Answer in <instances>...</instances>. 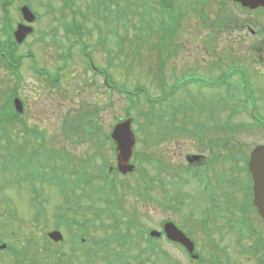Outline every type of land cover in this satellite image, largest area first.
<instances>
[{
  "label": "rangeland",
  "instance_id": "1",
  "mask_svg": "<svg viewBox=\"0 0 264 264\" xmlns=\"http://www.w3.org/2000/svg\"><path fill=\"white\" fill-rule=\"evenodd\" d=\"M23 1L26 0H13L7 7L14 29L22 22L17 9ZM68 4L70 11L63 8L61 0L27 1L26 5L39 19L32 25L33 33L16 50L17 55L23 56L18 68L19 87L0 63V107L6 105L14 111L11 98L15 94L21 101L22 118L27 125V134H19V126L11 125L10 142H0V236L8 243L28 245L29 254L38 261L49 257V264L56 263L59 259H53V249L44 234L62 218V210L54 211L53 207L61 203L68 190L62 191L56 184L50 187L44 184L38 200L44 201L40 212L47 213V217L36 220L32 218L35 207L30 205L32 186L16 178L32 171L31 166L26 172L23 170L28 160H40L49 153L52 157L58 156L61 149L75 157L76 166H81L80 159L90 155H96L95 166L101 161L100 155L105 157V162L113 164L109 144L98 145L94 135L84 131L89 128L91 131L94 121L97 129L108 133L115 121L129 114L134 117L132 130L140 138L135 147L139 156L132 164L141 168L139 174L121 177L132 185V194H128L124 202L130 215L143 227L158 232H161L162 221L174 222L180 232L182 230L187 237L190 235L196 253L206 259L219 261L227 253L234 264H258L263 251L255 254L249 248L258 243V238L264 242V223L250 209L246 211L248 231L229 232L225 215L232 212L233 204L243 201L242 193L238 194L235 189L242 188L238 179L246 174L240 171L244 161L234 154L248 155L253 146L264 145V130L252 128L251 119L240 111L245 97L242 87L253 97L251 103H245V112L264 124V12H247L239 5L235 8L231 0H68ZM222 6L224 23L216 29V18L223 15ZM232 12L242 20L243 26L228 23ZM3 17L0 5V28ZM79 24L82 25L76 29L84 28L81 32L87 37L83 42L92 48L94 64L110 77L109 81L114 82L116 88L121 87L131 94L143 89L155 99L163 93L168 95L174 85L182 84L184 79L202 80L203 84L194 82L183 86L173 98L153 109L139 93L132 97L137 100L131 104L124 94L109 93L103 88L100 76L92 77L91 72L86 71L75 38L65 32L66 27ZM0 40L4 42L5 36L1 34ZM61 56L66 58L61 60ZM232 67L238 68V74L227 79ZM44 78L57 80V84L51 87ZM221 82L223 85L217 87ZM80 114L86 119H80ZM67 116L71 120L70 128L76 127L73 137L87 138V142L79 140L87 144L70 146L64 141L60 129ZM228 121L231 126L226 130L224 126ZM217 123L220 127L214 128ZM178 125L179 134L173 136L168 130H177ZM197 130L202 131L203 143L190 138ZM41 139L43 146L35 158ZM22 143L26 146L19 151ZM208 144L212 145L209 146L212 153L221 155L219 162L211 161L212 165ZM190 155H203L208 163L209 168L196 176L197 182L185 175L179 180L175 176L185 174V159ZM14 163L21 164V172L15 171ZM142 182L157 186L149 192L151 200L147 196L140 199L133 193L142 189ZM35 189L40 186L36 184ZM74 197L79 200V195ZM234 215L239 213L234 212ZM83 219V216L77 218L78 222ZM106 224L111 226V222ZM205 224L209 234L201 230ZM234 227L238 228L239 224L235 223ZM136 231L137 227L131 230L127 242L137 244ZM89 235L97 242L102 232L94 225ZM240 236H243L242 246L238 247ZM210 240L219 244L216 250ZM164 241L162 237L156 243L169 261L156 256L148 264H200ZM61 252L65 254L66 248ZM135 252L128 254L131 260L128 262H132ZM0 257L1 264H13L12 258L4 254ZM104 257L105 252L101 250V263ZM106 257L115 260L117 255L107 254Z\"/></svg>",
  "mask_w": 264,
  "mask_h": 264
},
{
  "label": "trees",
  "instance_id": "2",
  "mask_svg": "<svg viewBox=\"0 0 264 264\" xmlns=\"http://www.w3.org/2000/svg\"><path fill=\"white\" fill-rule=\"evenodd\" d=\"M27 1H23L22 5H26ZM64 1V0H61ZM13 2V0H0V5L3 8L4 11V20H3V27L0 28V35H4L5 36V41L2 42L0 41V60L5 64V67L7 70H12L14 71V73H12L11 71V75L15 78L16 80V86H18L20 83V79L17 77V73H18V66L21 64V59L23 56L17 55L16 50L18 48V46L14 43L12 35H11V19L9 18L8 15V6ZM218 2V1H217ZM68 0H65V6L68 9H71L69 4L67 5ZM2 4L4 6H2ZM233 6L235 8H237V5L232 3ZM244 10V9H243ZM222 11H223V15L222 17L217 16L216 18V29L219 27H221L224 23L223 20V16L225 13V8L222 6ZM263 12V11H260ZM230 16V21H228V23H234L235 26H243V22L242 20L238 18L237 14H235L234 12H232V14H229ZM70 29V31L68 30ZM68 35L73 36V34L71 33V28L66 27V31H65ZM159 32V31H158ZM160 34V33H159ZM75 37V36H73ZM75 44L79 45L80 43L75 42ZM236 67H232V69L230 70L231 75H236L237 71ZM231 75L229 77H231ZM227 76V79L229 78ZM18 78V79H17ZM110 78V77H109ZM109 80V79H108ZM107 80L108 85H110L114 90L116 89L120 94H125L128 95L125 91L121 90L120 88H115V83L114 82H110ZM222 83V82H221ZM223 85V83H222ZM221 85V86H222ZM144 88V87H141ZM145 89V88H144ZM146 90V89H145ZM245 90V89H244ZM174 92L172 91L171 93H169L168 95H165L163 93L162 97L159 98H155L154 100L148 95V92L145 93V91L143 89H140L138 92H136L135 94H130L131 97H135L137 95V93H139V95L143 96V98L147 99V103L151 106L154 107L153 105H162L164 103V100L166 98H173L174 96ZM246 94V91H245ZM16 95L13 94L12 98L13 99ZM128 98V97H127ZM253 97L250 96V98H246L248 100L245 101V103H251V101H253L252 99ZM244 103V105H245ZM243 108L240 110L241 112L243 111V113L245 112V108ZM129 114H126L125 117H129ZM80 119L85 120L86 116H84L83 114H80ZM252 117V116H251ZM19 116L15 114V112L10 109L8 106L3 105L2 107H0V142L1 141H8V143L10 142L9 139V131H11V128H9L11 125H18L19 126V134H21L22 132L27 134L26 131V124L24 119L19 121ZM88 119V118H87ZM253 119V118H252ZM86 123V122H85ZM95 127H93L91 125V131L90 128L85 132V134H89L88 135H92L95 132V130L97 129V125L96 122H94ZM71 120L69 119V117L67 116L65 121H64V125H63V135L66 139V136L69 138L71 135H73V129L76 127H71ZM224 125V124H223ZM76 126V125H75ZM220 126V124H216L215 127ZM231 123L228 121L225 124V128L227 130V127H230ZM251 127L255 128V129H259L264 127V124L261 122H258L257 119H253V122H251ZM96 128V129H94ZM181 127H179L180 129ZM87 129V128H86ZM85 130V129H84ZM160 133L162 134V129L159 130ZM169 133H172V135H174L176 133V130L174 131L173 129H169L168 130ZM198 130H197V134H198ZM39 136H42L40 133H37ZM199 137H203L202 133H200ZM103 142H106V137L103 136ZM137 142H140V138L137 137ZM26 145L24 143H22V145L19 148V151H22L24 149ZM43 146V140L41 139V143L37 144V148H36V152L34 154V157L36 158L38 154H40L41 151V147ZM2 147H0V150ZM63 151H61V153H59L58 156H51L50 153L48 155H43V158L38 160L35 159V161H27L26 164H24L23 166V170L26 172L27 167L29 165H32V171L30 173H26L24 177L18 176V180L20 182H28L29 185H31L32 187L30 188L32 192H40L42 191V188L45 185H52V184H56L55 186L59 189L64 190L63 188H66L67 182L64 181L63 179H61L62 175H67L69 173V171L71 170V166L73 165V161L69 160V157L63 155ZM139 156L138 150L136 152V157ZM219 156L221 157V155L216 154L214 158H216V160L219 161ZM235 158H239L240 160L244 161V167L240 168L246 170V163L248 161V155H244L242 152L238 153V154H234ZM51 158L52 161L54 162V167L51 165ZM13 167L17 169V171H22L21 169V164L20 163H14ZM7 171V167L6 170ZM75 171V170H73ZM16 178V179H17ZM240 179H238V182L241 184V191L243 194V201L238 202L239 206H237V202L236 204H233L234 209H237L239 211V213H241V215L236 216L234 215L231 219V223L229 226V229L235 230V223H238L240 225V229L239 230H246L248 231V225H247V213L246 211H250L253 210L255 212V209L252 206V194H251V180L249 179V175H247V180H245V178L243 179V177L241 176ZM182 181V180H181ZM52 184H51V183ZM113 183V184H112ZM143 183V182H142ZM38 184L40 186V189H35V185ZM87 202H88V207H87V211L86 213L88 214L87 219L84 220L83 222H86L88 225V232L91 230V227L93 228L94 225H96V223L100 220H102V217H105L106 219H112L113 223L112 225L109 227L110 230H112V233H108L107 230H104V236L101 239H98V242L95 241V238L88 236V239H86V244L89 247L90 250H92L91 248H94V256L96 255V250H99V246L100 249H105L107 247L106 239H109L111 242L115 241L116 239H119L122 244L126 247H130V249H132L134 246L131 247V243L127 242V237L129 235L125 234V233H120V228L122 226H125L126 228H128L129 226L132 225H137V220L135 218H133L130 213L129 210L127 209V207L125 206L124 202L127 201V195L128 194H132V187L129 183L124 182V183H120V181H118L117 179H115L114 182L111 181H107L106 179H104L103 182L98 183V184H92L91 180H88L87 183ZM143 184H142V188H143ZM135 190V189H134ZM93 192V193H90ZM133 193H136V195H138V197H140V195L143 194V190H135L133 191ZM233 198V196H232ZM97 199V200H96ZM107 200V201H106ZM233 201V199H231ZM95 201H105L104 202V208L103 209H96L94 207V203ZM65 204L68 203L67 199H64ZM69 204V203H68ZM75 206V204H74ZM246 207V208H245ZM118 210V211H117ZM71 212L78 216V212H80V210H77V208H73L71 207ZM246 217V220H245ZM232 228H231V227ZM242 236H240L238 238V247L242 246ZM28 239V238H26ZM30 242H34V238L33 239H28ZM102 241V242H101ZM148 246L145 247V249H140L139 251L137 250V254L133 257V261L132 262H124L123 260L120 259V254H123L124 252H120L119 255L117 254V256L119 257L117 259V264H148L149 260H152V258L159 256L161 257L163 260H167L166 262L169 261V259L167 257H165V255H163V253L161 252L160 249H158L157 245L153 244L152 242H147ZM219 244H213V248L216 250ZM25 248V247H24ZM30 248L27 245V249ZM251 251H254L255 254L260 253V250L263 251V253L261 254V258L259 257L257 259L258 264H264V242L261 241L258 238V243L252 245L249 248ZM106 252H108L109 254H113L114 252L112 250H107ZM123 257V256H121ZM125 258V256H124ZM123 258V259H124ZM229 254L224 253V257L221 260H215L213 258H204L202 255L200 256V259L198 260V262L200 264L202 263H206L209 262L211 264H234L233 262L230 261L229 259ZM96 258L92 257L89 258L88 260V264H100L99 262L97 263V261L95 260ZM106 262H102V264H107V263H112L114 261H112V259L108 258L105 260ZM65 264V263H64Z\"/></svg>",
  "mask_w": 264,
  "mask_h": 264
},
{
  "label": "water",
  "instance_id": "3",
  "mask_svg": "<svg viewBox=\"0 0 264 264\" xmlns=\"http://www.w3.org/2000/svg\"><path fill=\"white\" fill-rule=\"evenodd\" d=\"M241 7L247 8L250 11L264 9V0H236ZM21 14L24 21L28 24L34 22L35 17L27 9L23 7ZM32 28L25 25H19L16 31L13 33L15 42L21 44L24 39L32 33ZM14 108L16 112L21 113V103L15 99ZM111 138L116 143L117 151V168L122 174L131 172L133 167L129 165L133 154V147L135 145V138L131 131V120H126L115 126ZM199 158L194 157L188 159L190 162L196 161ZM248 169L252 178V198L253 205L257 209L258 215L264 221V146L256 147L250 154L248 163ZM164 232L169 240L177 242L182 245L189 254L193 252V244L185 238L172 224H167L164 227ZM152 237H159L160 234L156 232L151 233ZM50 237L54 241L61 240V236L58 233H53ZM193 259H198V256H194Z\"/></svg>",
  "mask_w": 264,
  "mask_h": 264
},
{
  "label": "flooded vegetation",
  "instance_id": "4",
  "mask_svg": "<svg viewBox=\"0 0 264 264\" xmlns=\"http://www.w3.org/2000/svg\"><path fill=\"white\" fill-rule=\"evenodd\" d=\"M23 22V21H22ZM22 22H20L22 24ZM19 23V24H20ZM35 23V22H34ZM33 23V24H34ZM24 24V22H23ZM89 49H92L91 47ZM85 56H86V59L89 61V64L91 65L92 63V56H94L93 53H89L87 51H85L83 53ZM69 54H67L66 56H68ZM46 81V80H45ZM42 83V82H41ZM43 84V83H42ZM45 84V83H44ZM43 84V85H44ZM48 84V83H47ZM19 87V86H18ZM17 87V88H18ZM16 88V89H17ZM15 89V90H16ZM18 95V93H17ZM16 98H18V96H16ZM204 159H203V163L201 164H204ZM7 225V224H6ZM70 227H74V229H76L78 226L77 225H69ZM84 231V229H83ZM27 240V239H26ZM18 243V242H17ZM8 243L6 242V240H4V237H1L0 236V254H4L5 256H9L8 254ZM23 244V243H22ZM3 245H5L6 247L3 248ZM22 247V246H21ZM62 248H66V253L63 254L61 252V249ZM11 251H14V250H11ZM55 255L58 257V258H62V259H68V260H71V261H80L82 264H85L86 260H87V251L85 248L75 244V243H72L70 242V240H68L65 244V246L63 245L62 247L60 246L59 248H56L54 251ZM12 255V254H11ZM14 256V255H13ZM12 258V262L13 264H27L29 262H21V261H16L13 257H10ZM2 263V257H0V264Z\"/></svg>",
  "mask_w": 264,
  "mask_h": 264
}]
</instances>
